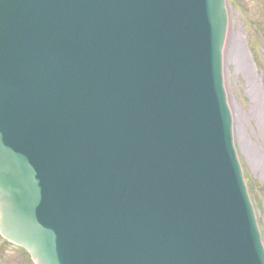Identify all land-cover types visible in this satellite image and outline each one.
I'll use <instances>...</instances> for the list:
<instances>
[{
	"label": "water",
	"instance_id": "1",
	"mask_svg": "<svg viewBox=\"0 0 264 264\" xmlns=\"http://www.w3.org/2000/svg\"><path fill=\"white\" fill-rule=\"evenodd\" d=\"M226 29L225 0H0V233L36 264H264Z\"/></svg>",
	"mask_w": 264,
	"mask_h": 264
},
{
	"label": "rangeland",
	"instance_id": "2",
	"mask_svg": "<svg viewBox=\"0 0 264 264\" xmlns=\"http://www.w3.org/2000/svg\"><path fill=\"white\" fill-rule=\"evenodd\" d=\"M228 29L223 76L234 143L264 238V0H226ZM3 245L0 243V246ZM0 264H29L12 243L1 247Z\"/></svg>",
	"mask_w": 264,
	"mask_h": 264
}]
</instances>
